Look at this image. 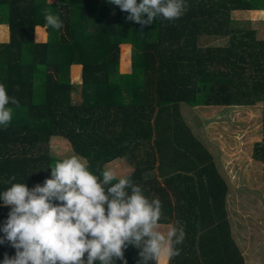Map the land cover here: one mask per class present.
<instances>
[{
	"label": "trees",
	"instance_id": "16d2710c",
	"mask_svg": "<svg viewBox=\"0 0 264 264\" xmlns=\"http://www.w3.org/2000/svg\"><path fill=\"white\" fill-rule=\"evenodd\" d=\"M44 9L59 15L61 29L45 26ZM252 9H264V0H187L180 17L141 26L108 0H0V24L9 30L0 41V83L19 101L0 127V190L12 175L28 187L43 183L58 159L50 142L61 136L96 171L125 160L133 182L160 199L159 223L180 221L184 239L168 264H245L229 217V184L181 104L264 103V38L233 16ZM38 26L47 40H36ZM204 36L221 42L203 44ZM121 44L132 48L129 82L120 79ZM253 157L264 163V106ZM8 207L0 205V223ZM137 252L131 244L124 249L127 264ZM14 253L8 241L0 244V259Z\"/></svg>",
	"mask_w": 264,
	"mask_h": 264
},
{
	"label": "clouds",
	"instance_id": "9594fccd",
	"mask_svg": "<svg viewBox=\"0 0 264 264\" xmlns=\"http://www.w3.org/2000/svg\"><path fill=\"white\" fill-rule=\"evenodd\" d=\"M50 2V0H49ZM126 10V20L141 26L153 18L173 20L186 9L187 0H108ZM146 14V15H145ZM45 26L63 27L58 14L43 10ZM16 97L0 83V127L12 119ZM43 183L28 187L15 175L0 190V202L9 206L0 223V244L15 249L0 264H127L123 251L138 249L135 264H159L162 256L179 254L184 239L179 220L159 230L162 215L158 197L146 196L129 175H117L112 167L99 171L78 154L54 159ZM57 201L54 203L53 201ZM83 257V258H82Z\"/></svg>",
	"mask_w": 264,
	"mask_h": 264
},
{
	"label": "rangeland",
	"instance_id": "374dc122",
	"mask_svg": "<svg viewBox=\"0 0 264 264\" xmlns=\"http://www.w3.org/2000/svg\"><path fill=\"white\" fill-rule=\"evenodd\" d=\"M57 1V0H50ZM237 25L254 28L258 38H264V9L235 10ZM8 27L0 25V41L8 40ZM37 41L47 40L44 28H36ZM221 42L202 37L201 43ZM130 44L120 45V79L131 81ZM80 67H71V78L80 82ZM130 72V73H129ZM81 100L79 92L74 94ZM263 106L260 102L247 106H191L181 104L185 120L212 152L217 166L229 184L228 211L233 235L245 256V264H264V163L253 157L255 144L262 139ZM50 151L56 158L73 154L66 139L54 136ZM117 175H128L132 166L123 159L109 162ZM168 225L159 224L165 231Z\"/></svg>",
	"mask_w": 264,
	"mask_h": 264
},
{
	"label": "crops",
	"instance_id": "0c3cea01",
	"mask_svg": "<svg viewBox=\"0 0 264 264\" xmlns=\"http://www.w3.org/2000/svg\"><path fill=\"white\" fill-rule=\"evenodd\" d=\"M0 25H5V26H7L6 24H0ZM8 27V26H7ZM37 28H43V27H41V26H38ZM9 31V30H8ZM8 36H9V34H8ZM9 38V37H8ZM73 66H78V67H80V65H78V64H75V65H73ZM159 224H162V223H159ZM169 225L170 223H164L163 225ZM168 260H169V258H167V260H166V262H165V264H168Z\"/></svg>",
	"mask_w": 264,
	"mask_h": 264
},
{
	"label": "water",
	"instance_id": "95a60500",
	"mask_svg": "<svg viewBox=\"0 0 264 264\" xmlns=\"http://www.w3.org/2000/svg\"><path fill=\"white\" fill-rule=\"evenodd\" d=\"M0 205H4V204L1 202ZM93 264H95V263L93 262Z\"/></svg>",
	"mask_w": 264,
	"mask_h": 264
}]
</instances>
